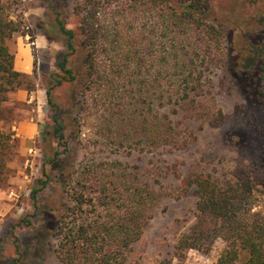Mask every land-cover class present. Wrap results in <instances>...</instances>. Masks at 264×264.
Segmentation results:
<instances>
[{
    "label": "trees",
    "instance_id": "obj_1",
    "mask_svg": "<svg viewBox=\"0 0 264 264\" xmlns=\"http://www.w3.org/2000/svg\"><path fill=\"white\" fill-rule=\"evenodd\" d=\"M244 1L258 29L246 34L252 38L247 46L252 62L236 74L242 75L245 92L264 103V0ZM43 2L48 8L43 34L62 45L56 70L46 79L53 126L41 131L44 140L53 135L68 148V140L81 134L82 122L93 117L97 147L175 149L188 140L166 111L161 114L166 106L216 122V114H209L213 70L226 63L228 38L209 20L212 0H76L75 28L67 26L59 0ZM10 9L0 0V120L9 94L28 77L14 65L10 41L21 31L22 19ZM15 147L14 131L0 128V185ZM44 164L30 197L34 215H43L39 192L51 180L60 185L52 232L59 260L124 264L152 217L159 191L118 159L84 156L69 167L55 150L44 154ZM182 182L184 192L192 190L195 197L194 220L175 240L173 255L181 260L189 250L209 255L216 248L214 264H264V185L203 172H189ZM12 262L19 264V257Z\"/></svg>",
    "mask_w": 264,
    "mask_h": 264
},
{
    "label": "rangeland",
    "instance_id": "obj_2",
    "mask_svg": "<svg viewBox=\"0 0 264 264\" xmlns=\"http://www.w3.org/2000/svg\"><path fill=\"white\" fill-rule=\"evenodd\" d=\"M3 1L11 4L14 18L22 19L21 31L14 34L10 47L21 59L24 57H20V53L26 51L30 65L25 72L28 77L24 86L16 90L26 92L27 98L16 99L9 94L4 104L5 119L0 120V128L13 130L16 137L15 154L8 162V176L0 185V264H14L12 259L17 256L19 264H64L53 251L52 237L61 195L59 183L51 180L47 188L39 192L38 207L44 208L43 215H36V206L30 197V189L41 177L45 165L44 154L52 155L55 150L63 153L69 167L84 156L109 161L118 159L124 166L128 165L133 175L148 180L159 191L150 209L152 217L140 239L127 252L124 264H214L216 248L209 255L189 250L178 260L173 255V244L194 220L195 197L192 190L184 192L185 174L211 173L220 178L247 179L264 185V103L253 100L245 92V84H241L243 77L236 74L245 72L252 62L247 47L252 38L246 34L258 27V20L245 1L212 0L211 3L209 20L223 28L228 38L226 63L213 70L214 102L209 105V114H216V122H209L206 115L190 117L168 105L161 114L166 111L170 115L177 129L186 135L188 144L143 152L129 147H97L93 117L82 122L81 134H74L68 140V148L58 144L53 135L47 140L41 137L43 129L53 126V110L47 104L45 87L48 73L56 70L55 57L62 45L49 41L43 34L48 11L43 0ZM74 1L59 0V8L67 12L70 28L77 25L72 12ZM61 95L64 97V92ZM30 118L36 132L23 142L25 150L22 152L19 135L23 133L17 135L21 130L16 131L11 125ZM46 168L50 167L46 165Z\"/></svg>",
    "mask_w": 264,
    "mask_h": 264
},
{
    "label": "crops",
    "instance_id": "obj_3",
    "mask_svg": "<svg viewBox=\"0 0 264 264\" xmlns=\"http://www.w3.org/2000/svg\"><path fill=\"white\" fill-rule=\"evenodd\" d=\"M20 57H24L23 59L19 58L18 55L15 54V60H14V65L16 67V69L22 71V72H28V69L29 68V61H30V56L27 54V52L25 51L24 54L23 53H20ZM23 60V61H21ZM23 63V64H22ZM22 65H25V67H22ZM21 67H20V66ZM14 96L16 99H26L27 98V94L26 92L24 93L23 91H13L10 93V97ZM30 101V99L28 100ZM32 122V118H30L29 120L25 121V122H18L15 124H12L11 125V128L12 129H15L16 131H19L21 130V132H17L16 134L19 135V133H23V134H20L19 137H20V141H21V146H20V151L24 152L25 150V147H23V142L24 141H28V137L32 136L35 132H36V129H35V126ZM25 131V133H24ZM27 137H25V136Z\"/></svg>",
    "mask_w": 264,
    "mask_h": 264
}]
</instances>
